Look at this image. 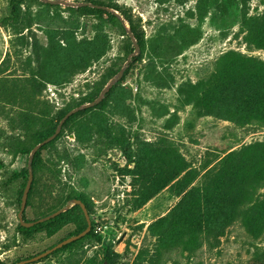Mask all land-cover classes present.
Masks as SVG:
<instances>
[{
  "label": "rangeland",
  "instance_id": "1",
  "mask_svg": "<svg viewBox=\"0 0 264 264\" xmlns=\"http://www.w3.org/2000/svg\"><path fill=\"white\" fill-rule=\"evenodd\" d=\"M63 1L0 0V264L79 230L74 197L89 232L28 264H264V0ZM121 69L31 162L23 219L70 208L22 229L32 148Z\"/></svg>",
  "mask_w": 264,
  "mask_h": 264
},
{
  "label": "water",
  "instance_id": "2",
  "mask_svg": "<svg viewBox=\"0 0 264 264\" xmlns=\"http://www.w3.org/2000/svg\"><path fill=\"white\" fill-rule=\"evenodd\" d=\"M47 3H52V4H59V3H63L64 1L63 0H43ZM115 13V12H113ZM128 35L130 36L131 40H132V43H133V47H134V52L131 53L127 60H126V63L125 65L128 64V62L130 61V58L136 54V51L138 50V47H137V44L133 38V35L131 33V31H128L127 32ZM122 72H123V69L119 70V72L117 73V76L113 79L112 82L108 83L99 93V95L97 96V98L93 99L92 101L84 104V105H81V106H78L70 111H68L61 119L60 121L58 122L57 124V127L55 128L54 132L48 136L47 138H45L44 140H42L41 142H39L38 144H36L31 152H30V156H29V160H28V177H27V181H26V184H25V187L23 189V192H22V195H21V201H20V206H19V210L17 212V219H18V222L21 226L25 227V228H28V227H31L32 225H34L35 223H38V222H43V221H46L50 218H53L55 216H57L58 214H60L61 212L67 210L68 208H70L71 204L68 203L64 208H61L59 210H56L54 212H52L51 214L47 215V216H44L42 218H39L35 221H26L23 219V216H22V213L25 209V206H26V199H27V195H28V192H29V189H30V185H31V182H32V179H33V174H32V170H31V162H32V158H33V155L34 153L43 145V144H46L48 143L49 141L53 140L57 134L60 132V129H61V126L63 124V122L67 119L68 116H70L71 114L77 112L78 110L80 109H85V108H89V107H93L95 106L96 104H98L103 96L109 91V89L111 88V86L114 84V82H116V80L118 78L121 77L122 75ZM72 203L75 205H79L81 210L83 211V214H84V217H85V220H86V223H87V226L85 229H83L81 232L77 233L76 235H73V236H70V237H67L65 239H63L62 241L58 242L56 245H54L53 247L35 255V256H32L28 259H25V260H21L19 262H16L14 264H28L30 262H34V261H37L41 258H43L44 256L48 255L49 253H51L52 251H54L55 249L57 248H60L62 247L63 245L65 244H68L72 241H75L81 237H83L87 232H89V230L91 229V221L89 219V215H88V212L86 210V207L84 205V203L79 200V199H73L72 200ZM107 220L106 219H101L100 222L101 223H105Z\"/></svg>",
  "mask_w": 264,
  "mask_h": 264
},
{
  "label": "trees",
  "instance_id": "3",
  "mask_svg": "<svg viewBox=\"0 0 264 264\" xmlns=\"http://www.w3.org/2000/svg\"><path fill=\"white\" fill-rule=\"evenodd\" d=\"M103 12H106V11H103ZM107 13V12H106ZM109 14V16H111L112 18H114V19H118L114 14H112V13H108ZM92 101V100H91ZM97 105V104H96ZM95 105V106H96ZM95 106H93V107H95ZM93 107H89V108H85V109H83L82 111H87V110H89V109H91V108H93ZM68 111H66L65 113H62L61 115H60V117H59V120L67 113ZM79 112H81L80 110L79 111H77V112H75V113H73L72 115H70L69 117H67V119L64 121V123L63 124H65L66 122H67V120L71 117V116H73V115H75V114H77V113H79ZM59 120H58V122H59ZM54 130H55V127H53L52 129H50L47 133H45L42 137H41V139H40V141L41 140H44L45 138H47L48 136H50L53 132H54ZM39 141V142H40ZM47 144V143H46ZM46 144H43L36 152H35V155H34V157H33V161H32V165H33V163H34V160H35V156L38 154V152L46 145ZM2 167V164L0 163V168ZM17 175V174H16ZM27 177H28V173H27ZM27 181V180H26ZM25 184H26V182H25ZM25 184H24V187H25ZM24 189V188H23ZM30 190V189H29ZM22 192H23V190H22ZM22 192H21V195H22ZM73 199H79V200H81L82 202H83V200L81 199V198H79V197H74ZM20 201H21V199H20ZM84 203V202H83ZM76 205V204H75ZM84 205H85V207H86V210H87V206H86V204L84 203ZM19 206H20V204H19ZM80 210H81V208H80V206L79 205H76ZM82 211V210H81ZM88 212V211H87ZM82 213H83V211H82ZM64 214V212L63 213H60V214H58L57 216H55V217H53V218H50V219H48V220H46V221H43V222H38V223H35L34 225H32L31 227H28V228H25V227H23V226H21L20 224V226H21V228L22 229H24V230H29V229H33V228H36V227H40V226H43V227H45V226H49V225H51V223L52 222H54V221H56V220H58L62 215ZM83 217H84V214H83ZM35 220H37V219H35ZM35 220H31V221H35ZM84 220H85V217H84ZM86 226H87V223H86V220H85V223H84V225L79 229V230H77V231H75L74 233H72V234H70L68 237H70V236H73V235H76L77 233H79V232H81L83 229H85L86 228ZM67 238V237H66ZM65 239V238H64ZM78 240V239H77ZM62 241V240H61ZM76 241V240H75ZM72 242H74V241H72ZM72 242H70V243H72ZM68 244H65V245H63L62 247H65V246H67ZM255 249V248H254ZM55 250H57V249H55ZM259 251H261L259 248H256L255 249V251L252 253V255L254 254V256L257 254V252H259Z\"/></svg>",
  "mask_w": 264,
  "mask_h": 264
}]
</instances>
